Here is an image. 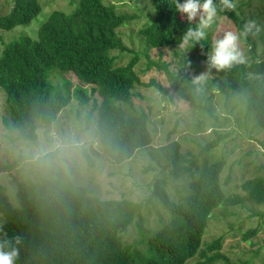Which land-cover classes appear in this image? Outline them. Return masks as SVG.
Masks as SVG:
<instances>
[{
  "label": "trees",
  "instance_id": "trees-1",
  "mask_svg": "<svg viewBox=\"0 0 264 264\" xmlns=\"http://www.w3.org/2000/svg\"><path fill=\"white\" fill-rule=\"evenodd\" d=\"M110 2L71 0L75 5L73 11L51 12L39 25L36 40L18 36L8 44L1 42L5 46L0 55V91L5 95L7 121L11 122L19 138L34 142L37 130L50 129L59 114L75 100L78 108L91 106L84 115L76 109V117L85 122L84 130H89L92 125L96 128L100 150L91 149L92 155L103 154L102 160L110 164L119 165L130 160L139 149L149 147L153 142L149 114L140 112L125 116L113 103L130 102L134 86L140 83L134 69L141 59L146 60L147 69L163 71L173 92L199 113L196 114L202 115L195 133L210 127L215 138L200 146L197 156L182 153L181 144L173 138L177 133L175 126L166 134L162 145L148 152L154 166L149 164L144 173L159 168L169 179L187 181L186 196L177 202L173 198L181 197L180 192L176 197L171 195L165 182L157 176L150 184V197L137 203L125 198L103 200L94 191L72 190L69 184H52L51 176L39 175V184L32 191L31 188L26 191L24 184L17 183L13 204L0 186V240L20 239L16 245L19 255L15 264H187L194 257L198 258L195 264H217L218 261L233 264L219 252L223 237L206 243L201 249L202 237L208 222L218 216L221 221H227L235 216L233 209L253 212L247 208V203L264 208V176L261 175L264 165L256 167V175L240 184L238 189L242 194L235 190L225 194L220 186V176L227 164L225 158L209 165L203 162L201 168L197 167L201 157L231 137L230 133L219 132L225 123L219 122L210 108L212 95L205 97L204 104H198L180 79L149 56L151 50L183 45L185 33L189 28H195L198 21L189 22L186 16L177 12L176 0H150L155 17L137 29L140 51L128 50L118 30L129 25L134 16L118 12ZM214 3L218 6L219 16L242 28L243 22L235 9L219 11V0ZM40 11L38 0H11L10 13L0 15V30L11 31L26 26ZM257 19L264 21V8ZM213 43L211 33L206 32L204 40H190L184 45L187 52L202 63L209 62ZM246 43L250 49L248 56L244 55L245 63L222 69L220 80L225 89L220 87L218 79L204 82L207 85L204 93L221 92L229 113L239 109L234 98L244 99L247 111L255 118V127L263 129L264 59L260 57L255 40L246 36ZM123 52L129 54V60L125 65H119V55ZM58 71L73 74L89 89L83 86L72 89L68 80L54 86L49 76L52 72L60 74ZM195 71L200 76V70L196 68ZM141 85L157 87L166 95L154 80ZM95 94L98 99L92 103ZM86 163L89 167L94 165L89 155ZM21 164L22 159L7 163L0 167V173L16 170ZM155 199L172 218L151 237L142 236L141 239L147 242L146 247L142 246L133 254L123 247L121 234L140 218L141 213L148 211ZM218 208L219 213L212 216ZM255 216L262 214L254 212L248 218ZM237 231L241 232V225ZM257 233L258 228L249 229L241 239L248 242ZM259 252L257 250L253 257L256 258ZM240 264H253V261Z\"/></svg>",
  "mask_w": 264,
  "mask_h": 264
},
{
  "label": "rangeland",
  "instance_id": "rangeland-1",
  "mask_svg": "<svg viewBox=\"0 0 264 264\" xmlns=\"http://www.w3.org/2000/svg\"><path fill=\"white\" fill-rule=\"evenodd\" d=\"M38 2L41 6V11L28 25L15 27L11 31L0 30V55L5 44H8L18 36H28L32 40H36L39 25L46 20L51 12L56 10L70 13L75 7L71 0H38ZM110 3L116 7L118 12L134 16L129 25L120 28L118 31L125 48L140 51L137 29L143 26L147 20L150 22L155 17L154 8H152L150 0H111ZM234 4V9L239 16L240 22H243L240 25L241 29L217 14L211 26L205 31L210 32L212 41H215L227 31H233L237 34L243 32L245 26L250 21H254L255 27L253 30L247 35L240 37V50L243 55L248 56L247 51L250 49L246 43V36H248L257 42L260 57L264 59V21L257 19L262 14L264 0H234ZM10 11L11 0H1L0 15H8ZM196 19L199 22V17ZM115 54L118 53L115 52ZM149 56L153 62L166 66L172 75L177 77L178 80L180 79L182 86L189 88L188 94L193 95L198 104H204L205 97L208 94L212 95L210 108L218 121L225 123L219 129V132L230 133L231 137L201 157L197 167L201 168L203 162L209 165L220 158H225L227 164L220 176L221 189L225 194L233 193V190L238 194H242L238 189L240 184L256 175V167L264 165V128L255 127V118L252 113L247 111V104H245L244 99L240 97L234 98L239 109L229 113V107H224L226 98L221 92L204 93L207 87L204 82L220 80L222 70L211 67L210 62L198 63L195 55L187 52L184 44L151 50ZM128 60V53H120L118 64L125 65ZM196 68L200 70V76L203 75L205 77L199 83L196 82L197 77H199L195 71ZM134 70L138 74L140 83L134 86L130 102L115 101L113 104L125 116L140 112L149 114V128L153 134L152 144L149 147L139 149L130 160L119 165L110 164L102 160L103 154L99 155V157H94L90 151L88 155L94 162L92 167L87 166L88 164L85 163L75 169L70 177L63 175L51 176L49 181L52 184L59 186L69 184L72 190L83 189L88 193L96 192V195L103 200L125 198L128 201L137 203L150 197V184L153 182L154 177L157 176L165 182L166 190L171 195L176 197V193L180 192L181 197L173 198L176 202L186 196L187 181L185 179L177 181L169 179L167 174L161 173L159 168L155 171L144 173L145 168L149 164L154 166L150 162L148 152L162 145L166 139V134L175 126L177 127V133L173 138L181 144L182 153L188 152L193 156H197L199 147L214 140L215 136L210 127L205 128L202 133H195L197 123L202 119V115H198V112L196 114L188 102L181 100L173 92L171 83L163 71L155 68L147 69L145 59H141ZM181 76H183V79ZM49 79L54 86H60V84L68 80L72 89L77 86L89 89L87 85L80 83L71 73L60 72V74H57L52 72ZM151 80L160 85L165 90L166 95L160 93L157 87L145 88L141 85ZM219 84L220 87L225 89L224 82L220 80ZM88 93L91 94V91L88 90ZM4 99L5 95L0 91V167L22 159L16 155V148L23 141L19 138L12 124H10L11 122L7 121ZM97 99V95H93L92 103ZM77 106L78 103L72 100L59 114L57 121L50 129L55 128L61 132L84 130L85 122L76 117V109H79L81 115H84L91 106L79 108ZM226 118L229 121L225 122ZM95 122V119H93L92 123L95 124ZM89 130H92L94 134L96 133L94 125ZM95 138L97 146L94 149L100 150L96 134ZM22 164L16 170L0 173V186L4 188L12 203L16 201L14 197L18 191L17 183L24 184L26 191H29L30 188L32 191L40 181L37 180V178L39 179V174L28 170L25 166L21 168ZM261 175L264 176V172H261ZM246 206L248 209H252L253 212L233 209L235 216L227 221H221L220 216H216V219L209 221L202 237L201 249L206 243H211L213 240L223 237L219 252L227 257L231 263L240 264V262L251 260L253 264H264V208L249 203ZM219 211L220 208L213 211L212 216L217 215ZM254 212H258L262 216L248 218ZM171 218L172 216L164 210L159 201L157 199L153 200L152 205L148 207V211L141 213L140 218H136L130 227L121 234L124 243L123 247L133 254L139 252L140 248L142 246L146 247L147 244L141 237H151L157 230L164 227ZM239 225H241V232L237 231ZM255 228H258L257 235L250 238L248 242H244L241 239L242 234L249 229ZM257 250L260 252L255 258L253 256ZM142 252L145 254L146 248ZM197 261L198 258L194 257L187 261V264H195ZM217 264H224V262L218 261Z\"/></svg>",
  "mask_w": 264,
  "mask_h": 264
},
{
  "label": "clouds",
  "instance_id": "clouds-1",
  "mask_svg": "<svg viewBox=\"0 0 264 264\" xmlns=\"http://www.w3.org/2000/svg\"><path fill=\"white\" fill-rule=\"evenodd\" d=\"M176 11L186 16L189 22L199 17L195 28H189L183 37V43L190 40L199 42L206 38V29L211 26L218 14V6L214 0H176ZM233 0H219V11L234 10ZM255 27L250 21L243 32H225L212 45L208 57L211 67L222 70L234 64H244L245 57L240 50V37L247 35ZM28 37V36H27ZM203 75L197 77V83L203 81ZM97 146L95 134L92 130L57 131L39 129L35 141H23L16 148V155L22 158L23 165L30 171L41 176H67L86 163V156ZM20 239L0 240V264H15L19 255L16 245Z\"/></svg>",
  "mask_w": 264,
  "mask_h": 264
}]
</instances>
